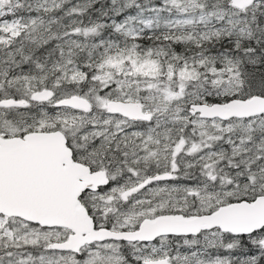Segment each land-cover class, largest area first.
Wrapping results in <instances>:
<instances>
[{
    "label": "snow or ice",
    "instance_id": "1",
    "mask_svg": "<svg viewBox=\"0 0 264 264\" xmlns=\"http://www.w3.org/2000/svg\"><path fill=\"white\" fill-rule=\"evenodd\" d=\"M0 264H264V0H0Z\"/></svg>",
    "mask_w": 264,
    "mask_h": 264
}]
</instances>
